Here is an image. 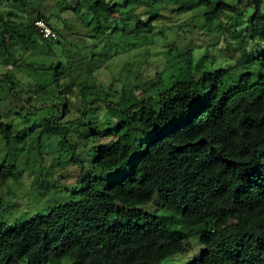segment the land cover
I'll return each mask as SVG.
<instances>
[{"label":"trees","instance_id":"trees-1","mask_svg":"<svg viewBox=\"0 0 264 264\" xmlns=\"http://www.w3.org/2000/svg\"><path fill=\"white\" fill-rule=\"evenodd\" d=\"M181 15L194 22L181 28ZM39 19L53 35H43ZM110 25L105 35L136 27L147 46L172 31L170 67L153 94L94 76L98 51L84 54L80 43L96 47ZM197 30L220 60L209 57V44L198 55L178 45ZM0 64L29 77L33 93L22 97L13 90L25 81L0 74L18 117L57 109L40 124V138L45 151L57 145L55 170L66 157L78 170L76 200L14 226L1 224L0 191V264H58L64 256L75 264H163L191 245L172 234L162 210L203 226V250L187 264H264V0H0ZM12 127L0 122L7 150L27 138ZM103 135L109 139L99 143ZM19 155L0 163L8 190L21 174Z\"/></svg>","mask_w":264,"mask_h":264},{"label":"rangeland","instance_id":"rangeland-1","mask_svg":"<svg viewBox=\"0 0 264 264\" xmlns=\"http://www.w3.org/2000/svg\"><path fill=\"white\" fill-rule=\"evenodd\" d=\"M138 12L142 13V9H139ZM63 17H67L66 14H63ZM193 22H191L190 16L181 15L178 24L182 23L180 27L185 28ZM196 24L199 25L198 22ZM58 27L63 29V24L60 20ZM110 28L111 25L108 30L105 29L103 34L99 35L96 47L87 45L84 41L81 42L80 40L85 38L84 36L78 39L81 42L80 46L82 44L86 46L83 49L84 54H88L92 50L98 51L96 59H94V65L97 70L94 76L105 86H111L112 83H115L117 89H120L123 83L130 88L136 84L141 88H145L148 93L153 94L156 89L155 82L170 67V65H167L166 55L168 52L167 43H173L174 41L172 31L167 29L164 32L168 40H164L159 35H155L156 37L151 36L152 40L150 42L148 40L150 45L147 46L144 33H139L135 29L136 27L130 32L126 31L124 35L122 34L120 38L116 39H114L112 34L105 35L110 32ZM160 30L157 24L154 31L157 33ZM86 39L88 38L86 37L84 40ZM181 40L182 45L180 42L178 45L193 48L195 55L201 53L203 48L210 43L208 38L201 36L198 30L193 34L182 33ZM80 46L76 54H79L82 50ZM208 54L210 58L220 60L217 45L211 47L209 44ZM11 67V65L0 64V74L15 73L19 79L25 81L19 85L20 87H14L13 94L15 96L21 94L22 97L32 95V88L26 83L29 77L17 68L12 71ZM127 76L128 80L126 79ZM8 93L6 82L0 81V122L12 124V131L16 136L27 135L26 141L23 142L21 148L12 147L10 150L4 147L0 136V163L6 156L12 158L18 156V153L20 154L17 162V168L21 170L19 180L12 183L10 190L7 189L5 184L0 183V191L5 194L1 224L3 226H14L39 214H46L55 203L76 200L78 187L73 184L75 183L78 170L70 165V161H66V157L61 164L62 166L56 167L59 170L56 173L57 170H55L54 164L57 165L59 159H57L56 155L50 153L57 149L55 141L51 143L52 145H47L45 151V141L41 139L39 126L46 118L56 114L57 109L49 106L40 107L32 111L22 112V117H18L14 113L17 111L15 105L17 101L13 98V95L8 97ZM97 112L99 116H103L102 109ZM90 115H92L91 110H89L88 117ZM71 132L74 136L79 135L74 128H71ZM77 136L73 137L77 151L80 156H85L87 148L82 146ZM78 137L82 139L81 135ZM108 139L107 136L103 135L99 138V143L107 142ZM158 215L170 227L174 236L186 238L191 245L187 253L168 257L163 261V264H187L189 260L200 255L203 245L196 233L203 229V226L196 228L187 227L182 219L168 210H162ZM58 264H75V262L70 257L64 256Z\"/></svg>","mask_w":264,"mask_h":264},{"label":"built area","instance_id":"built-area-1","mask_svg":"<svg viewBox=\"0 0 264 264\" xmlns=\"http://www.w3.org/2000/svg\"><path fill=\"white\" fill-rule=\"evenodd\" d=\"M35 24L40 28V31L43 33L44 36L53 35L52 29L44 22V20L39 19L35 21Z\"/></svg>","mask_w":264,"mask_h":264}]
</instances>
